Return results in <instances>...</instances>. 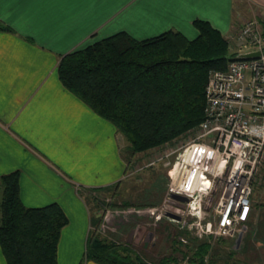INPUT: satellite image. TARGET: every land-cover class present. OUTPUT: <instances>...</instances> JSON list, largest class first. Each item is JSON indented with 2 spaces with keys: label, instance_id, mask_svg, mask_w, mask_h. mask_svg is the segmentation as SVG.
I'll return each mask as SVG.
<instances>
[{
  "label": "crops",
  "instance_id": "0c3cea01",
  "mask_svg": "<svg viewBox=\"0 0 264 264\" xmlns=\"http://www.w3.org/2000/svg\"><path fill=\"white\" fill-rule=\"evenodd\" d=\"M251 13L264 16V0H0V22L11 29L0 30V185L19 171L26 207H62L69 224L60 264L84 261L94 222L82 190L109 187L126 168L123 135L62 85L61 59L122 32L140 41L168 31L194 40L197 20L227 38L237 17ZM247 225L256 227L264 264V163ZM0 264H7L1 247Z\"/></svg>",
  "mask_w": 264,
  "mask_h": 264
},
{
  "label": "trees",
  "instance_id": "16d2710c",
  "mask_svg": "<svg viewBox=\"0 0 264 264\" xmlns=\"http://www.w3.org/2000/svg\"><path fill=\"white\" fill-rule=\"evenodd\" d=\"M194 25L199 33L194 40L176 31L143 41L118 33L65 55L58 65L59 79L127 138L131 156L174 145L205 119L209 73L226 71L236 58L228 40L209 22L197 20ZM0 30L11 31L1 22ZM68 224L58 203L40 208L24 205L19 171L1 178L0 247L7 264H60L59 244ZM193 243L196 248L190 256L178 249L184 260L206 264L212 244ZM132 253L129 245L92 231L84 261L146 264ZM160 264L180 263L171 256Z\"/></svg>",
  "mask_w": 264,
  "mask_h": 264
},
{
  "label": "built area",
  "instance_id": "2783aa9c",
  "mask_svg": "<svg viewBox=\"0 0 264 264\" xmlns=\"http://www.w3.org/2000/svg\"><path fill=\"white\" fill-rule=\"evenodd\" d=\"M232 39L240 46L238 54L258 52L260 56L234 59L226 71L209 74L205 119L195 138L175 151L178 154L168 173L174 183L182 170L184 189L170 186L168 196H185L187 208L183 215L175 214L170 203L149 210L177 224L194 241L212 245V238H236L249 221L254 186L264 163V16L245 23ZM179 139L175 146L182 143ZM197 182H209L211 187L195 203L190 185ZM213 193L218 200L203 208ZM178 241L183 247L190 245L184 236Z\"/></svg>",
  "mask_w": 264,
  "mask_h": 264
},
{
  "label": "rangeland",
  "instance_id": "374dc122",
  "mask_svg": "<svg viewBox=\"0 0 264 264\" xmlns=\"http://www.w3.org/2000/svg\"><path fill=\"white\" fill-rule=\"evenodd\" d=\"M254 19L260 20V17L251 13L242 22L237 17L234 30L226 38L229 42L231 55H236L234 59L240 58L239 55L243 54H238L240 46L238 47L236 45L238 43L232 38L237 35L245 23ZM247 50L249 49H244V51ZM198 128L196 127L181 136L179 141L182 143L177 146L174 143L175 147L169 145L134 156H131L128 150L127 138L121 136L122 160L126 166L122 178L109 187L82 190V195L94 222L90 233L97 231L103 238L116 240L122 245H129L133 250L132 257L137 255L146 264H160L163 259L171 256L176 258L180 264H187L188 259L184 260L181 251L195 250L193 237L187 232H181L179 226L174 222L164 217H156L158 213L151 215L149 210L158 209L163 204L170 203L175 214L183 215L188 202L169 197L168 189L170 186L184 189L183 180H186L182 177L181 169L178 170L174 183L170 180L168 173L178 154L175 151L195 138L194 135ZM210 180L212 181V179ZM210 187L211 183L209 182L204 185H200L198 182L190 185L191 191H194L193 194L196 196L195 203L200 201L201 193L208 192ZM211 196V200L203 203V208H209L218 200L217 193H213ZM169 200L170 202H168ZM125 204L129 206H125ZM114 205L116 207H113ZM143 211L145 212L143 213ZM255 228L250 229L249 225H244L234 239L212 238L213 245L209 255L205 258L207 259L206 264H261L263 260L259 257L260 253H257L259 250L256 247L260 237L256 234ZM240 234H242L241 242L238 248H235ZM181 236L189 240L188 247H183L178 243Z\"/></svg>",
  "mask_w": 264,
  "mask_h": 264
},
{
  "label": "water",
  "instance_id": "95a60500",
  "mask_svg": "<svg viewBox=\"0 0 264 264\" xmlns=\"http://www.w3.org/2000/svg\"><path fill=\"white\" fill-rule=\"evenodd\" d=\"M260 56V53H250V54H243V55H240V58L241 59H253V58H258ZM172 198L173 199H178L182 202H188V199L186 197H183L181 195H178V194H172ZM169 216H171V214H169ZM175 219H180V217H174ZM241 239H242V234H240L237 242H236V247L235 248H238L240 242H241Z\"/></svg>",
  "mask_w": 264,
  "mask_h": 264
}]
</instances>
